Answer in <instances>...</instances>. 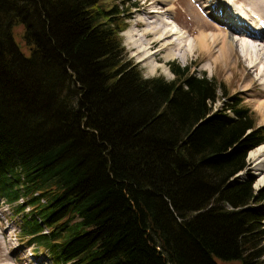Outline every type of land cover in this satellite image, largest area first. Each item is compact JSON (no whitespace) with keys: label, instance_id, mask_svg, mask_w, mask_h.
I'll return each mask as SVG.
<instances>
[{"label":"trees","instance_id":"1","mask_svg":"<svg viewBox=\"0 0 264 264\" xmlns=\"http://www.w3.org/2000/svg\"><path fill=\"white\" fill-rule=\"evenodd\" d=\"M131 1L0 0V202L53 264H258L264 127L189 66L146 78Z\"/></svg>","mask_w":264,"mask_h":264},{"label":"rangeland","instance_id":"2","mask_svg":"<svg viewBox=\"0 0 264 264\" xmlns=\"http://www.w3.org/2000/svg\"><path fill=\"white\" fill-rule=\"evenodd\" d=\"M116 1L117 4H120V0ZM257 1L258 0H224L227 5H230V7L233 6V9L238 10L240 13H242V16L250 20H253L254 16L257 15L255 13V11H257V6H255L258 5L256 3ZM209 2L210 1H208L205 5H209ZM131 3H138V5L137 8L135 7L134 10H132V17L127 18V29L121 37L123 39V46L126 51L127 58L138 65L146 78L162 76L166 80L172 81L174 79V75L169 68L170 63L176 62L179 63L182 67L189 66L193 72L199 73L200 75H206L208 78L214 79L221 87L223 86L226 95H228L227 99H230L232 96H238L242 100L243 106L248 108L255 115L257 126L264 127V106L259 105L261 102H264V50L261 54L262 62H260V58L257 56L253 58V60L256 59L258 62V64H255V66L249 59L241 56L242 49L237 50L236 46H234V54L231 53V58H227L230 60L222 63L221 59L217 63L214 58L219 57L218 54H216V51L219 48H216V51H213L214 47L216 46L212 44L210 47L211 52H208L206 50L201 51L196 47L194 43L195 37L201 30H204L208 33L224 32V29H226L227 26L224 27V25L220 24L219 27H216V25L218 26V24H216L206 13L209 10L201 12V2H199V0H174V4L172 5L175 7V11L173 10L174 12H171L172 17L174 18V20L176 19L179 27L187 32L185 37L187 38L190 36V42L188 41V38L185 40L187 44V47L185 48H191V43H194L193 47L196 48L193 49L192 52L191 50L182 49L181 46L184 45L182 43L183 41L177 42L178 44L181 43L180 50H178L177 48L174 49V47L172 48L169 43L166 44L167 47L164 48L165 44L163 41L156 42L155 40H152V35H148L147 33L150 32L154 27L157 29H162L165 27V30L166 26H162L163 20L159 18L154 19V14H151L148 19L157 23L148 26L142 24L143 26L137 27V30L141 31L142 34L146 36L145 39L149 42L148 46L156 45V50H159L160 52L155 55L157 51H153L155 53H152L150 62H140V58L142 55L141 53H139L138 48H133L131 42L127 38L126 33L128 32L127 30L132 27V25L134 26L135 24H138L141 19H145L144 17L140 19V17L144 16L145 13L147 15V12H149L150 10H154L153 8H155L158 3H155V0H132ZM163 7L164 6H161L157 9H161ZM259 9L261 10V8L258 7V12L262 13ZM262 11L264 12V10ZM258 17L264 18L263 16L261 17V15H259ZM225 18H229V13L225 15ZM137 19L140 20L138 21ZM23 31V26L17 29L16 32L20 34V37L17 35L16 40L18 43H21L24 49L25 44L21 39V34L23 33ZM224 33L231 37L230 34L226 32ZM232 37L236 41H244L236 35H232ZM174 41H177V39ZM188 44H190L189 47ZM254 45L258 46V48L260 49H263L264 47V43H254ZM148 46H142V48L149 49L150 51V48H148ZM186 51L188 52V54ZM179 52H181L183 55H187L185 61L181 62V60L178 59L177 56H172L170 60L166 59L167 55H174L178 54ZM152 63H156L158 65L155 66L157 68L156 70L153 69L154 65ZM220 106L221 101L217 104V106H215V109L218 110ZM247 161L248 169L242 172L238 176V179L243 181L253 180L254 189L256 191L262 190L264 188V184L259 186V182L264 177V171L262 172V174H255L252 168V166H254L253 161L249 160V158ZM21 217L22 214L17 215L14 212L13 208L10 207L7 203L0 202V264H53L52 259L48 255L43 252H41L40 254H36L34 252V248L28 247L23 242L24 240H22L19 234ZM262 231H264V227L262 228ZM261 237L262 239L260 241L264 240V233H262ZM219 263L244 264L243 262L238 261ZM248 263L256 264L257 262H254V260H252ZM258 264H264V259L258 262Z\"/></svg>","mask_w":264,"mask_h":264},{"label":"bare ground","instance_id":"3","mask_svg":"<svg viewBox=\"0 0 264 264\" xmlns=\"http://www.w3.org/2000/svg\"><path fill=\"white\" fill-rule=\"evenodd\" d=\"M208 1H210L209 5H205ZM199 2H201V4H200L201 12L209 10L206 13L216 24H218V26L216 25V27H219L220 24L224 25V27L227 26L226 29H224V32L230 34L231 37L226 35L224 32L208 33V32H205L204 30H201L199 32V29H201V28H199L198 29L199 34L196 35L195 41H194L196 47L199 48L201 51L206 50L208 52L209 51L211 52L210 47L213 44L214 46H216V47H214L213 51H216V48H219L216 51L217 53L215 52L219 56V57L214 58L215 61L218 63L219 60L222 59V63H223L227 60H230L227 58L230 57L231 53L234 54V52H235L234 46H236L237 50L242 49V55L241 56L249 59L254 66H255V64H258L256 59L253 60V58H254L253 55L258 56V54H260L259 56H261L262 51L264 50V47H263V49H260V48H258V46H255L254 43H264V18L258 17L259 15H261V17L262 16L264 17V12L262 11V10H264V0H258L256 2L258 4V5H255V6H257V11H255V13L257 15L254 16L253 20H250V19L242 16V13H240L238 10L233 9V6L230 7V5H227L224 2V0H199ZM155 3H158L159 6L158 5L155 6V8H153L154 10H150L149 12H147V15L145 13L144 16H142V17L139 16L140 19L143 17L145 19H141V20L139 19L140 21L137 19L139 21V22L137 21L138 24H135L134 26L132 25V27H130L127 30L128 32L126 33L127 38L131 42L133 48L135 47V48L139 49V53H141V55H142L140 58L141 59L140 62H144V63L146 61L150 62L152 53H155L157 50H156V45L148 46L149 42L146 41V39H145L146 36L144 34H142L141 31H138L137 27L143 26L142 24H144L145 26L156 24L157 22H154V21H151L150 19H148L151 16V14H154V19L159 18V19L163 20L162 26H166L165 30H164L165 27L162 29H157L154 27L151 29L150 32H148V30H147V32H148L147 34L152 35V40H155L156 42L157 41H163L165 44L164 48H166L167 47L166 44L169 43V45H171L172 48L174 47V49L177 48L178 50H180L181 43L178 44L177 42L183 41L182 43L184 45L181 46L182 49H186L185 47H187V44L185 41L187 38H188V41L190 42V38H189L190 36L188 35L189 37H187V38L185 37L187 32L185 30L181 29L179 27V24L176 22V19L174 20V18L172 17L171 12L175 9V7L172 5V4H174V0H155ZM161 6H164V7L161 9H157V8H160ZM165 6H167V7H165ZM258 7L261 8V10L260 9L259 10L262 13L258 12ZM228 13H229V18L226 19L225 15ZM232 35H236L244 41H236V40H234ZM176 39H177V41H174ZM192 39H194V38H192ZM194 43H191L192 44L191 48H187L186 50H191V52H192V50L196 48V47H193ZM220 44H221V46H220ZM142 46H145V47L148 46V48H150V51H149V49L142 48ZM189 46H190V44H188V47ZM153 51H155V52H153ZM159 52L160 51L158 50L155 55H157ZM187 54H188V52H187ZM172 56H174V57L177 56V58L180 59L181 62L185 61V59L187 58L186 54L183 55L181 52H179L178 54L167 55L166 59L170 60V58H172ZM259 58H260V62H262L261 57H259ZM152 64L154 65L153 69L156 70L157 68L155 66H158V65L156 63H152ZM263 78H264V76H263ZM259 105L264 106V102H261ZM249 155H250V156H248L249 160L253 161V164H254V166H252L254 173L255 174H262V172L264 171V145L255 149ZM262 184H264V177L260 180L259 186Z\"/></svg>","mask_w":264,"mask_h":264},{"label":"crops","instance_id":"4","mask_svg":"<svg viewBox=\"0 0 264 264\" xmlns=\"http://www.w3.org/2000/svg\"><path fill=\"white\" fill-rule=\"evenodd\" d=\"M254 57H255V55H254ZM257 57H261V56H259V54H258V56Z\"/></svg>","mask_w":264,"mask_h":264},{"label":"water","instance_id":"5","mask_svg":"<svg viewBox=\"0 0 264 264\" xmlns=\"http://www.w3.org/2000/svg\"><path fill=\"white\" fill-rule=\"evenodd\" d=\"M239 176V175H238Z\"/></svg>","mask_w":264,"mask_h":264}]
</instances>
